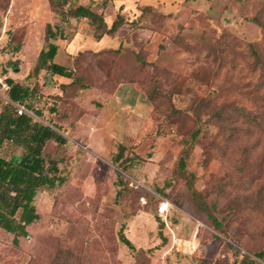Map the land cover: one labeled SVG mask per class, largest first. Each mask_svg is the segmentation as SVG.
I'll return each instance as SVG.
<instances>
[{
  "label": "rangeland",
  "instance_id": "obj_1",
  "mask_svg": "<svg viewBox=\"0 0 264 264\" xmlns=\"http://www.w3.org/2000/svg\"><path fill=\"white\" fill-rule=\"evenodd\" d=\"M78 4L101 13L107 28L118 14L123 21L105 33L85 18L63 21L49 0H0V108L13 77L33 91V118L66 139L43 150L64 182L37 191L39 218L17 245L0 228V264H240L244 255L264 264L255 256L264 249V0L61 8ZM47 23L63 30L54 61L73 76L40 70L23 81ZM21 152L0 147L11 160ZM160 197L172 202L181 235L203 224L205 259L163 256Z\"/></svg>",
  "mask_w": 264,
  "mask_h": 264
},
{
  "label": "trees",
  "instance_id": "obj_2",
  "mask_svg": "<svg viewBox=\"0 0 264 264\" xmlns=\"http://www.w3.org/2000/svg\"><path fill=\"white\" fill-rule=\"evenodd\" d=\"M49 1L56 6L57 13L63 21H67L69 18H85L97 29H103L105 33L115 30L123 21L121 15L118 14L110 27L107 28L102 14L88 6L78 4L64 10L61 7L67 2L72 4V0ZM44 37L46 44L39 48L32 70L22 80H26L31 75H37L40 70H45L52 75L71 78L73 71L54 61L58 52V45L54 40L65 38L62 28L59 25L47 23ZM252 54L256 59L258 58L256 51L252 50ZM5 83L8 86V97L11 101L22 103L27 108L31 107L26 103L27 99L33 95V91L28 85L16 81L10 76L5 77ZM37 114L40 112L37 111ZM48 141L60 145L66 142L57 125L43 124L28 114L18 115L10 102L0 108V147L4 142H11L22 149L16 160L0 155V228L13 235L12 243L14 245L18 244L19 237L28 235L26 227L39 218L33 203L37 191L41 188L52 189L64 182V178L59 175L57 161L52 158L46 159L44 156V146ZM123 150L124 146L119 145L116 160L122 156ZM178 164L182 169L185 167L182 156H180ZM208 217L216 227H220L213 214L208 213ZM156 219L158 220L160 240L165 243L167 239L162 232L163 224L157 217ZM119 238L129 249L134 248L123 232H120ZM64 253L67 254L66 251ZM172 253L182 255L173 251ZM168 254L165 255V258ZM255 256L264 261V249L256 252ZM191 258L203 260L206 258V254L202 257ZM240 264H256V262L244 255Z\"/></svg>",
  "mask_w": 264,
  "mask_h": 264
},
{
  "label": "built area",
  "instance_id": "obj_3",
  "mask_svg": "<svg viewBox=\"0 0 264 264\" xmlns=\"http://www.w3.org/2000/svg\"><path fill=\"white\" fill-rule=\"evenodd\" d=\"M9 102L13 104L18 115L24 113L34 117L33 112L29 111L24 104L13 102L10 99ZM173 208L172 202L164 197H160L156 206V215L163 224L162 232L169 244L163 256L173 251L185 256L202 257L205 254L204 246L201 243V227L203 224L196 221L187 235H181L172 220L171 211Z\"/></svg>",
  "mask_w": 264,
  "mask_h": 264
},
{
  "label": "crops",
  "instance_id": "obj_4",
  "mask_svg": "<svg viewBox=\"0 0 264 264\" xmlns=\"http://www.w3.org/2000/svg\"><path fill=\"white\" fill-rule=\"evenodd\" d=\"M59 78H64V77L59 76Z\"/></svg>",
  "mask_w": 264,
  "mask_h": 264
}]
</instances>
